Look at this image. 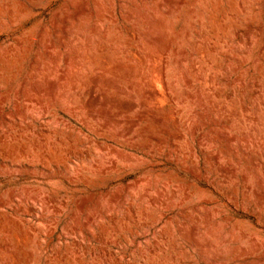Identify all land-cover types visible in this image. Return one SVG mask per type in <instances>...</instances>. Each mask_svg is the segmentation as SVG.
<instances>
[{
	"label": "rangeland",
	"instance_id": "374dc122",
	"mask_svg": "<svg viewBox=\"0 0 264 264\" xmlns=\"http://www.w3.org/2000/svg\"><path fill=\"white\" fill-rule=\"evenodd\" d=\"M263 86L264 0H0V264H264Z\"/></svg>",
	"mask_w": 264,
	"mask_h": 264
},
{
	"label": "bare ground",
	"instance_id": "6f19581e",
	"mask_svg": "<svg viewBox=\"0 0 264 264\" xmlns=\"http://www.w3.org/2000/svg\"><path fill=\"white\" fill-rule=\"evenodd\" d=\"M240 5V4H239ZM240 7H242V6H240ZM241 9V8H240ZM243 10V9H242ZM243 12V11H242ZM240 19V18H239ZM155 21V20H154ZM211 27V26H210ZM95 28V27H94ZM205 33V32H204ZM153 39V38H152ZM150 41V40H149ZM91 44V43H90ZM250 46V45H249ZM141 48V47H140ZM158 48V47H157ZM250 49H251V47H250ZM88 50V49H87ZM141 53H142V51H140ZM216 52V51H215ZM249 52V51H248ZM118 54V53H117ZM139 54V53H138ZM143 54V53H142ZM83 55V54H82ZM115 55V54H114ZM143 55H145V54H143ZM94 56V55H93ZM140 56L142 57V55L140 54ZM210 60V59H209ZM186 61V60H185ZM184 61V62H185ZM71 62V61H70ZM117 62V61H116ZM179 62V61H178ZM181 62H182V60H181ZM75 63V62H74ZM71 64V63H70ZM75 65H76V63H75ZM81 66V65H80ZM79 66V67H80ZM84 66V65H83ZM262 67V66H261ZM261 67H260V70H261ZM85 68V67H84ZM263 68V67H262ZM118 70V69H117ZM263 70V69H262ZM184 76V75H183ZM201 76V77H200ZM200 76H197V78L199 77V79L200 78H202V75H200ZM205 77V76H204ZM81 79V78H80ZM164 79V78H163ZM202 80H203V78H202ZM184 81V80H183ZM258 81V80H257ZM185 82V81H184ZM168 84V83H167ZM258 84V83H257ZM167 86V85H166ZM258 86V85H257ZM261 86V85H260ZM264 87V86H263ZM261 88H262V86H261ZM94 89V88H93ZM167 89V88H166ZM258 89H260V87L258 88ZM123 91V90H122ZM167 91V90H166ZM260 91V90H259ZM258 91V92H259ZM264 92V91H263ZM259 93H261V91L259 92ZM151 95V94H150ZM155 94H152V96H154ZM158 95V94H157ZM264 95V94H263ZM260 96V95H259ZM262 96V95H261ZM263 97V96H262ZM158 99V98H157ZM262 101V100H261ZM256 121V120H255ZM257 122V121H256ZM86 123V122H85ZM258 124H259V122H258ZM238 126V125H237ZM90 128H91V126H90ZM240 128V127H239ZM241 129V128H240ZM251 132H252V129L250 130ZM254 131H255V129H254ZM256 132V131H255ZM259 132V131H258ZM250 133V132H249ZM257 133V132H256ZM255 133V134H256ZM257 135V134H256ZM259 135V134H258ZM252 136V135H251ZM263 139V138H262ZM180 153V152H179ZM258 198V197H257ZM262 206V205H261Z\"/></svg>",
	"mask_w": 264,
	"mask_h": 264
}]
</instances>
